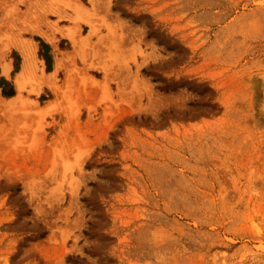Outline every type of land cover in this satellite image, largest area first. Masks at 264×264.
Returning a JSON list of instances; mask_svg holds the SVG:
<instances>
[{"label":"rangeland","instance_id":"rangeland-1","mask_svg":"<svg viewBox=\"0 0 264 264\" xmlns=\"http://www.w3.org/2000/svg\"><path fill=\"white\" fill-rule=\"evenodd\" d=\"M0 43V264H264V0H0Z\"/></svg>","mask_w":264,"mask_h":264},{"label":"bare ground","instance_id":"bare-ground-1","mask_svg":"<svg viewBox=\"0 0 264 264\" xmlns=\"http://www.w3.org/2000/svg\"><path fill=\"white\" fill-rule=\"evenodd\" d=\"M83 9V8H82ZM70 30V29H69ZM69 32V31H68ZM72 33V32H71ZM73 34V33H72ZM72 34H70L69 36H71V38H74L73 36H74V34H73V36H72ZM67 35V34H66ZM65 35V36H66ZM75 39V38H74ZM19 45V44H18ZM6 48H7V46H6V44H3V43H0V55H3L4 53H5V50H6ZM20 48V47H19ZM21 51H22V53L24 54V57H25V61H24V65H23V72L20 74V77H23V76H25V75H23V74H25V72H27L26 70H27V68L30 66V64H32L31 63V54L27 51V49L25 48V46L23 47V49H21ZM32 51V50H31ZM33 61H35V60H33ZM35 63V62H34ZM31 68V67H30ZM8 69H9V66L8 65H5L4 67H3V72L4 73H6L7 71H8ZM29 70H31V69H29ZM54 75V74H53ZM23 79V78H22ZM20 80V79H19ZM18 84H19V86H21L20 85V81L18 82ZM24 84V83H23Z\"/></svg>","mask_w":264,"mask_h":264},{"label":"trees","instance_id":"trees-1","mask_svg":"<svg viewBox=\"0 0 264 264\" xmlns=\"http://www.w3.org/2000/svg\"><path fill=\"white\" fill-rule=\"evenodd\" d=\"M41 48L43 49H48V47H47V45L46 44H44V43H41ZM40 56L41 57H43L45 60H46V62H47V64H48V67H49V63H50V61H49V59H50V57H49V55L47 54V53H43L42 52V50H40ZM1 84H7V81L5 80V79H1ZM3 93H4V95H6V96H11V95H13V93H12V91H9V92H6V91H3Z\"/></svg>","mask_w":264,"mask_h":264}]
</instances>
